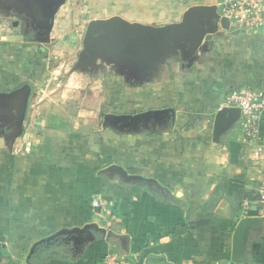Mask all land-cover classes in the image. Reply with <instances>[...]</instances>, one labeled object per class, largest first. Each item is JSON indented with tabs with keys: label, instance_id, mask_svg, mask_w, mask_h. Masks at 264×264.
I'll use <instances>...</instances> for the list:
<instances>
[{
	"label": "crops",
	"instance_id": "1",
	"mask_svg": "<svg viewBox=\"0 0 264 264\" xmlns=\"http://www.w3.org/2000/svg\"><path fill=\"white\" fill-rule=\"evenodd\" d=\"M49 2L0 0V264H36L38 241L75 228L76 248L61 240L63 256L41 262L101 264L114 253L124 264H264V111L252 142L237 111L221 114L232 88L264 94V31L206 22L183 60L139 61L136 75H111L98 101L91 91L73 102L47 96L21 128L20 89L30 86L29 113L48 42L88 7L66 0L49 27ZM217 2L121 6L131 22L163 26Z\"/></svg>",
	"mask_w": 264,
	"mask_h": 264
},
{
	"label": "rangeland",
	"instance_id": "2",
	"mask_svg": "<svg viewBox=\"0 0 264 264\" xmlns=\"http://www.w3.org/2000/svg\"><path fill=\"white\" fill-rule=\"evenodd\" d=\"M83 4L88 7L82 13L76 14V22L60 25L59 29H67L68 34L65 37L55 34L48 42L45 75L41 85L34 91L32 105L29 106V113H27L30 116L26 120H30L34 113L41 114V109L36 103L42 99L45 100L47 96L57 93L63 101L67 98L73 102L83 91L86 93L91 91L95 100L98 101L111 75L129 78L130 69L134 70L136 75L135 70L140 65V56L138 57L137 53L131 50L129 43L126 44L114 30L95 27L87 38L92 20L110 18L112 15L126 18L127 11L121 6L124 0H117L116 6L112 4V0H83ZM231 30L234 31L236 28L232 26ZM45 37L46 35H43L39 38ZM186 51L187 45L179 48L170 43L165 50L163 62L166 64L169 61L182 59ZM18 153H21L20 149ZM75 235L74 232L61 235L59 240L64 241L65 251L76 248Z\"/></svg>",
	"mask_w": 264,
	"mask_h": 264
},
{
	"label": "water",
	"instance_id": "3",
	"mask_svg": "<svg viewBox=\"0 0 264 264\" xmlns=\"http://www.w3.org/2000/svg\"><path fill=\"white\" fill-rule=\"evenodd\" d=\"M65 2L66 0H50L49 13L52 21L51 23H48L49 27H52L55 14ZM216 19L222 23L224 28L230 29L229 19L220 18L217 6L215 5H193L185 11L181 22H172L163 26L131 22L120 15H115L106 19L92 20L89 25L87 38L95 27H104L105 29L114 30L115 34L120 38L122 37L126 44L129 43L131 50L135 51L137 56H140L138 57L140 58L139 60L141 63H154L157 58L165 53V50L169 47L170 43L179 48H182L184 45L191 46L194 44L195 41L202 36L205 29V23H210ZM30 91V86L28 85L20 89V92L24 93L20 105V121L18 123L21 128L27 114ZM6 95H8V93H1L0 99L6 97ZM227 111H237L240 114V109L236 107H225L222 109L221 114H225ZM250 222V218H243L239 222L235 232L234 252L242 241L241 239L244 228ZM80 230L82 229H62L52 236L38 241L32 248L31 253L41 242L51 240L61 234Z\"/></svg>",
	"mask_w": 264,
	"mask_h": 264
},
{
	"label": "built area",
	"instance_id": "4",
	"mask_svg": "<svg viewBox=\"0 0 264 264\" xmlns=\"http://www.w3.org/2000/svg\"><path fill=\"white\" fill-rule=\"evenodd\" d=\"M217 9L220 18L229 19L230 28L234 26L242 32L264 31V0H218ZM224 105L240 109L242 136L245 141L252 142L259 132L264 94L247 86L232 88L226 94ZM92 205L100 208L102 202L94 198ZM101 264H124V260L109 253Z\"/></svg>",
	"mask_w": 264,
	"mask_h": 264
},
{
	"label": "trees",
	"instance_id": "5",
	"mask_svg": "<svg viewBox=\"0 0 264 264\" xmlns=\"http://www.w3.org/2000/svg\"><path fill=\"white\" fill-rule=\"evenodd\" d=\"M61 235L38 244L34 251L31 253L30 260L36 264H44V262L49 258L62 257L63 255H61V251L59 250L61 248V241L59 240L62 237ZM46 252H48L47 259H45L44 262H41V257Z\"/></svg>",
	"mask_w": 264,
	"mask_h": 264
}]
</instances>
